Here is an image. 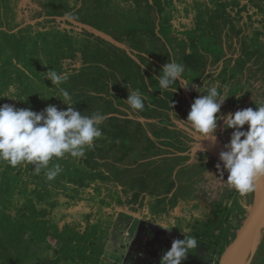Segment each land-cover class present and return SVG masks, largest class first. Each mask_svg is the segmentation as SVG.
Returning a JSON list of instances; mask_svg holds the SVG:
<instances>
[{
  "label": "trees",
  "instance_id": "1",
  "mask_svg": "<svg viewBox=\"0 0 264 264\" xmlns=\"http://www.w3.org/2000/svg\"><path fill=\"white\" fill-rule=\"evenodd\" d=\"M184 1L185 5L181 0L84 1L90 5L81 7L75 17L100 37L85 32L86 39L79 50L81 44L69 34L57 50L63 53V47L68 46L65 53H72L73 58L82 51L89 64L61 85L72 95L75 108L84 115L97 111L107 115L101 125L102 138L94 147L80 160L66 157L72 160L66 169L80 172L69 180L78 188L73 190L74 196L66 208L73 209L77 205L76 194L84 197L83 190L95 183L96 191L90 197L94 207L84 219L65 215L62 224L56 223L52 212L40 209L36 201L28 198L36 190L38 202L44 201L49 188L37 186L39 181H29L27 195L22 199L25 192L18 189L23 179L19 171L0 184V264H101L114 259L118 214L113 208L108 209L99 183L120 195L130 192V202L133 197L138 207L150 205L152 211L156 209L155 215L170 210L175 213L181 202H187L192 210L201 203L207 205L209 211L202 217L174 214L176 224L181 230L189 227L199 246L183 264H193L201 248L220 263L249 214L256 190L240 197L224 184L226 172L223 180L214 176L212 169L218 162L208 150L201 149L197 157H191L187 144L191 134L178 127L169 109L171 105L177 119L186 120L194 99L212 85L221 91L227 87V95L231 96L227 101L237 110L250 106L243 97L253 98L254 106L260 105L256 103L260 99L264 101V29L256 25V18L260 17L264 26V0H246V5L241 3L244 0ZM13 2L0 0V11L7 14L14 10ZM182 4L195 10L188 30L185 24L176 25L177 20L182 23V14L177 12ZM248 6L256 13L245 22L243 14ZM227 22L234 26L230 28L233 33L226 31ZM235 40L240 45L239 58L233 56L224 62L229 54L226 46H233ZM173 59L184 65L190 88L177 83L172 85L177 88L172 94L159 89L156 76ZM132 90H139L146 97L143 111H134L124 103ZM49 98L54 105L55 99L50 95ZM18 99L17 108H23L24 100ZM254 106L250 107L255 109ZM28 167L33 170L32 165ZM215 178V190L224 188L219 194L211 193L205 186ZM57 187L60 189L61 183ZM18 196L20 206L15 204ZM195 200L191 207L189 202ZM163 203L167 211L158 209ZM14 210L16 215L12 218L10 212ZM50 236L59 244L58 249L48 242Z\"/></svg>",
  "mask_w": 264,
  "mask_h": 264
},
{
  "label": "rangeland",
  "instance_id": "2",
  "mask_svg": "<svg viewBox=\"0 0 264 264\" xmlns=\"http://www.w3.org/2000/svg\"><path fill=\"white\" fill-rule=\"evenodd\" d=\"M48 1L50 2V0H29L27 3L28 7L25 9L18 8L19 12L24 10L25 14L29 15L28 17L30 23L36 24L35 29L38 30H36L37 33L36 31L33 33V37L30 36L26 40L21 39V35L19 33L20 30H18V28L21 27L20 25L24 23L17 11V6L22 2V0H14L13 3L15 8L14 10L10 9L7 14H3V12L0 11V94H3L10 87L14 86L15 95L10 98L18 100L16 101L8 99L7 97L0 98V105L7 103L17 107L20 102L18 97H22V100H24L22 103L23 108H31V110L35 112H40L49 104H51L49 99L42 98H49V95L52 96L55 91L54 88L49 89L52 88L53 85L51 81L43 78L44 73L53 68L55 71L65 74L69 78L71 74L80 73L84 65H86L85 62H81L83 60L80 57L73 58L69 57L70 55H66V48L68 46L63 47V53L58 52V50L55 51V48H62L60 47L59 42L62 43L61 34L63 29H74L75 31H78V28L66 22L67 20L65 18L71 19L72 16L65 12V6L62 0L61 2L53 1L50 4L48 3L49 5L46 3V6L44 7L43 2ZM181 2H184L185 5L184 0H181ZM241 3L242 5L247 4L246 0L242 1ZM195 8L200 7L195 5ZM38 9L40 12L37 11ZM47 10L50 12H46ZM194 11L195 10L192 8L188 9L187 7L186 9V6L183 7V4L182 6L179 5L177 7V12H181L180 14H182V23L177 20L176 25L179 27L180 25L185 24L188 26L185 30H188L190 28V23H192L191 21L194 19ZM231 11L233 12L232 9ZM38 13L40 14V18H37V21L35 20V17ZM254 13H256L255 10L252 9L251 6H248L247 10L243 14L245 22H249L251 14ZM41 15H43V18H41ZM44 17H56V19H44ZM256 19V25L264 29V26H262V23L260 22V17H257ZM85 20L88 21L89 19L87 18ZM228 23L229 22H227L226 31H231L233 33L232 29L230 28L234 26H231ZM56 27L62 29V31H60L61 33L59 32L58 34V32L55 31ZM40 32L42 33L41 36L39 35ZM48 36L50 38L48 41L49 46L45 41ZM83 40L78 42L82 44ZM80 46L82 45H79V50ZM228 46H230L229 43ZM231 56L233 55H228V57L224 59V62L230 60L232 58ZM261 70H263L262 67ZM86 90L89 91L90 89L86 87ZM258 96H260V94ZM53 98L55 99L54 105L59 109L64 110L65 105H63L59 99L55 97ZM242 99L243 101H246L247 106H254L252 105V102L254 101L253 98L247 100L246 97H243ZM256 103L261 104L264 103V101L260 99ZM242 104L244 105V103ZM236 110L237 106H231L230 101L226 100L220 110L219 115H223L228 112L235 113ZM141 120L144 121V119ZM176 124L179 128L186 130L189 134H191L187 143L188 146H190V151L192 153L191 157H194L195 155V157H197L200 152L199 150L206 149L214 156L215 161L219 162L218 150L222 145H226L229 142L231 136V130H223V122L220 123V126L216 131V141L214 143L211 141H201L199 149L198 140L192 130L179 124L178 122H176ZM56 162L57 161L53 160L51 163L54 164ZM59 163L63 168V172L50 182L45 178L44 172H41L39 175H35L33 170H29L28 166L21 165L17 168H11L7 165L0 166V184L5 180H9L11 176L17 175L20 171V176L23 179L21 180L18 189H21L25 192V194H23L24 196H22V199H25V195H27L26 192L29 189V181H39L36 183L37 186L39 185L49 188V193L46 199L44 201L38 202L36 190H32L28 198L36 201L40 209L52 212L56 223L62 224L61 221L65 215L84 219L86 215L92 212L94 207V199H91L90 197L91 194L96 191L97 184L93 183L91 184L90 188L83 190L85 194L84 197L81 196L80 193L76 194L77 205L73 209L68 210L65 204L68 203L72 195L74 196L73 190H77L76 188H78L73 182H70L69 180L71 177L78 176L80 172L73 168L71 170L66 169V167H68L67 165L72 163V160H66V158H64L63 160L59 161ZM190 163L191 162L185 164ZM74 168L78 167L75 166ZM212 172L214 176L219 175L216 165L213 166ZM40 178L43 180V182H41ZM223 181L226 185L227 179L225 178ZM217 182L218 181L215 178L212 179V182L210 183L206 182L205 186L206 188L209 186L211 193L215 192L219 194L224 191V188L222 190L219 189V191H216L215 188L218 184ZM59 183H61L60 189L57 187ZM258 183L256 184L255 190L257 189ZM98 185L100 186L98 187L102 189V192L106 194V196L103 198H105V203L108 205V209L110 210L113 208L112 210L118 214V219L114 225L115 228L117 227L118 233L115 245H113V251H115L116 257L114 259H106L104 260V263L101 264H159L161 256L163 255L164 251L170 250L172 242L176 239H184L185 236H187V234L181 233L180 226L175 222L176 218L174 214H177L180 217H202L204 213L209 211L207 205L205 206L202 203L200 204V207L192 210L190 207H188V205H186L187 202H181L175 213L170 210L167 214H160V217V215H155L156 209L152 211V209L149 208L150 205L140 208L138 207L139 209H134L132 202H130V192L125 195H120L118 192L106 189L105 184L99 183ZM205 195L206 194H204L203 197ZM19 198L20 197L18 196V201L16 200L15 202L17 206H20L21 200ZM196 202L197 200L189 202L190 206H194ZM219 202L220 200L218 203ZM55 203L58 204L56 207L54 206ZM163 204L160 205L158 209H163V211L166 210L167 207L165 206V203ZM15 215V210L10 212V216L12 218H14ZM157 222L168 224L169 227L175 225L177 228L173 227L171 231H166L156 225ZM48 242L54 247V249H58L59 244L51 236L48 237ZM216 262V259L213 260L208 257L205 249L201 248L193 264H217ZM245 264H264V230H262L260 242L258 243L256 249H254V252L248 254Z\"/></svg>",
  "mask_w": 264,
  "mask_h": 264
},
{
  "label": "clouds",
  "instance_id": "3",
  "mask_svg": "<svg viewBox=\"0 0 264 264\" xmlns=\"http://www.w3.org/2000/svg\"><path fill=\"white\" fill-rule=\"evenodd\" d=\"M184 73L182 63L168 60L156 76L159 89L173 94L177 88L172 85L177 83L179 87L189 89ZM43 78L51 81L53 87L49 89H55L51 98L59 99L67 107L61 110L49 104L42 111L35 112L31 108H17L7 103L0 105V166L17 168L32 165L35 175L43 171L50 182L63 172L59 161L66 157L82 159L86 151L102 138L101 125L107 120V115L99 111L84 115L78 111L70 92L61 87L68 80L67 75L52 68L44 73ZM227 91V87L221 91L217 85L200 91L205 94L194 99L184 121L177 119L171 105L169 111L179 124L192 130L198 140V149L201 141H216V131L221 122L224 131L231 130L230 140L224 146L226 150L219 154L216 169L222 180L226 172V183L240 197H246L255 190L259 181L264 180V103L255 109L249 107L219 115L225 101L231 97ZM14 95L15 87L12 86L0 94V98L16 100L10 98ZM145 99L139 90H132L124 103L134 111H143ZM53 160L57 162L51 163ZM156 225L166 231L176 227L159 222ZM180 231L190 234L184 239L174 240L170 250L164 251L159 264H183L191 251L198 249V241L191 229L185 226Z\"/></svg>",
  "mask_w": 264,
  "mask_h": 264
},
{
  "label": "water",
  "instance_id": "4",
  "mask_svg": "<svg viewBox=\"0 0 264 264\" xmlns=\"http://www.w3.org/2000/svg\"><path fill=\"white\" fill-rule=\"evenodd\" d=\"M224 146H221L218 154L226 150ZM262 230H264V180L259 181L249 214L219 264H245L249 251L255 247Z\"/></svg>",
  "mask_w": 264,
  "mask_h": 264
},
{
  "label": "crops",
  "instance_id": "5",
  "mask_svg": "<svg viewBox=\"0 0 264 264\" xmlns=\"http://www.w3.org/2000/svg\"><path fill=\"white\" fill-rule=\"evenodd\" d=\"M31 1V0H30ZM54 0H50V2L48 1V2H43V6L45 7L46 6V3L48 4H50L51 2H53ZM60 2H61V0H59ZM84 1L85 0H65V2H63V4H64V6H65V12L66 13H68V15H70V16H72L71 17V19L70 18H65L67 21V23H69V24H71L72 26H75L76 28H78V31H75L74 29H63V32H62V34H61V37H62V39L65 37V36H69V34L71 35L70 37L75 41V42H77V41H81V40H83V39H86V35H84V33L86 32V33H89V34H93L94 35V37L95 38H97V37H100L99 35H97L95 32H93V31H91L88 27H86V25L83 23V21L81 20V19H76V17H75V15L77 14V12L81 9V7H83V6H89L90 4H84ZM29 2V0H22V2L20 3V4H18V6H17V11H18V8L19 9H25L26 7H28L27 6V3ZM59 2V3H60ZM89 2H90V0H89ZM71 3H72V5H71ZM23 4H25V5H23ZM48 4V5H49ZM36 6V5H35ZM34 6V7H35ZM38 6V5H37ZM46 12H50V11H46ZM18 13H19V15H20V17H21V19L24 21V23H22L20 26V28H18V30H20L19 31V33L21 34V39L22 40H26V39H24L27 35H29V36H31V37H33L32 35H34L33 33L37 30V29H35V25L36 24H31L30 23V21H29V15H27V14H25V12H24V10L22 11H18ZM27 13V12H26ZM48 14H52V13H48ZM26 15V16H25ZM37 18L39 19L40 18V14L38 13L37 14V16L35 17V20H37ZM41 18H43V15H41ZM53 17H44V19H52ZM56 18V17H55ZM55 18H53V19H55ZM38 21V20H37ZM70 21V22H69ZM38 24V23H37ZM28 25H30V26H28ZM244 25V24H243ZM242 25V26H243ZM80 28V29H79ZM244 29V28H243ZM54 30V29H53ZM38 31V30H37ZM37 31H36V33H37ZM55 31L56 32H58V34H59V32L60 31H62V29H60V28H55ZM250 31V30H249ZM246 32H247V30H246ZM61 33V32H60ZM96 34V35H95ZM248 34V33H247ZM39 35L41 36L42 35V33L40 32L39 33ZM29 36L28 37H26L27 39L29 38ZM50 40V38H49V36L47 37V39L45 40L46 42H47V45H48V41ZM54 40V39H53ZM52 41V40H51ZM84 41H82V46H83V43ZM234 43H233V46H230V47H228V49H227V46H226V52L227 53H229L228 55H233L234 56V53L236 54L235 55V58H239V55H237V51L240 49V45H239V41H237V40H235V41H233ZM60 44H61V42H59ZM58 44V43H57ZM53 45L55 46V44L53 43ZM49 46V45H48ZM81 46V47H82ZM61 47V46H60ZM58 48H55V51L57 50ZM67 49V51H68V47L66 48ZM81 50V49H80ZM68 55H70L69 57H72V53L71 54H68ZM77 56L78 57H80L83 61H81V62H85L86 63V65H84V66H89V64L86 62V57H85V55L83 54V52L82 51H79L78 53H77ZM233 56H231V57H233ZM81 68H82V66H81ZM72 75V74H71ZM70 75V76H71ZM69 76V77H70ZM132 206H133V208L134 209H138V205L137 204H135L134 202H133V197H132ZM140 207V206H139Z\"/></svg>",
  "mask_w": 264,
  "mask_h": 264
},
{
  "label": "bare ground",
  "instance_id": "6",
  "mask_svg": "<svg viewBox=\"0 0 264 264\" xmlns=\"http://www.w3.org/2000/svg\"><path fill=\"white\" fill-rule=\"evenodd\" d=\"M259 242H260V238H258V241L256 242L255 247H254L253 249H251V250L249 251V253H253V252H254V249H256V247H257V245H258ZM261 245H262V243H261ZM259 246H260V245H259Z\"/></svg>",
  "mask_w": 264,
  "mask_h": 264
}]
</instances>
